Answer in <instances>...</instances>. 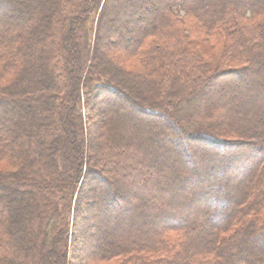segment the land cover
I'll list each match as a JSON object with an SVG mask.
<instances>
[{"label": "trees", "instance_id": "trees-1", "mask_svg": "<svg viewBox=\"0 0 264 264\" xmlns=\"http://www.w3.org/2000/svg\"><path fill=\"white\" fill-rule=\"evenodd\" d=\"M0 264H264V0H0Z\"/></svg>", "mask_w": 264, "mask_h": 264}, {"label": "rangeland", "instance_id": "rangeland-1", "mask_svg": "<svg viewBox=\"0 0 264 264\" xmlns=\"http://www.w3.org/2000/svg\"><path fill=\"white\" fill-rule=\"evenodd\" d=\"M105 10H107V11H106V13H108L107 15H111L112 10H109V9H107V8H106ZM190 34H191V33H190ZM124 107L127 108L128 105L125 103V104H124ZM144 116H145L146 118H155V119H156V118H160V119H162V116H160V115L145 114ZM210 116H211V117H209V118H210L209 120H211V119H216V118H219V119L221 118V116H219L218 114H216L215 111H214V112H211V113H210ZM207 119H208V118H207ZM200 120L203 121L204 119L202 118V119H200ZM121 183H122V185H125V184H126V185H130V186L133 187V185H132L130 182H124V181H122ZM12 205H13V204H12ZM23 205H24V204H21L22 207H24ZM77 245H78V243H76V246H77ZM70 255H71V257H74V259L77 261V259L75 258V256H76V250H74V251L71 250Z\"/></svg>", "mask_w": 264, "mask_h": 264}]
</instances>
